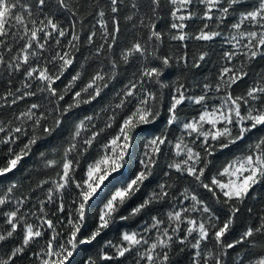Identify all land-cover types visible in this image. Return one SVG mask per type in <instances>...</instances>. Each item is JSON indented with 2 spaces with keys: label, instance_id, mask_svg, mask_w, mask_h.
<instances>
[{
  "label": "snow or ice",
  "instance_id": "snow-or-ice-1",
  "mask_svg": "<svg viewBox=\"0 0 264 264\" xmlns=\"http://www.w3.org/2000/svg\"><path fill=\"white\" fill-rule=\"evenodd\" d=\"M89 7L78 31L69 0H0V109H16L0 119V180L51 148L28 194L0 188V264H230L238 247V264H264V206H247L264 188V0Z\"/></svg>",
  "mask_w": 264,
  "mask_h": 264
},
{
  "label": "trees",
  "instance_id": "trees-1",
  "mask_svg": "<svg viewBox=\"0 0 264 264\" xmlns=\"http://www.w3.org/2000/svg\"><path fill=\"white\" fill-rule=\"evenodd\" d=\"M69 2L70 4H78L80 6L79 16L77 17L78 22L76 24L77 30L78 31L80 30L79 21L84 20L85 27L83 31H87L88 27L90 26V22H91V16L89 15V13L93 11V9L89 7V5L95 4L97 0H69ZM248 2H250V0H248ZM166 20H167V17L162 12L159 18L161 27H164V22ZM71 21H72L71 14L64 13L63 16L60 18L59 22L62 23L65 27H68ZM121 23H122V27L124 28V32L121 35L120 39L123 42L125 38L129 36L128 29L130 26L125 25L123 22V19L121 20ZM161 47L164 49V51H169L167 43L161 45ZM195 50H196V46L190 43L189 49H188L189 53L191 54ZM85 55H87L86 52H85ZM80 59H81V62H83V56H81ZM215 65H216V60H215V57L213 56L210 58V62L207 63L205 67L201 70L203 72V76L199 77V79H203L204 77L211 78L214 74L213 69L215 68ZM77 67L79 66L77 65ZM181 67H182L181 65L174 64L173 67L168 70L172 72V77L170 80L166 81L167 83H171L173 80L176 79L177 76H181V71H180ZM261 70H264V60L258 61L256 68L254 69V71H257V72ZM182 75L187 77L190 75V72L184 71ZM68 78H70V74L68 75ZM7 79L8 77L5 74L0 73V94H2L8 87ZM14 82L18 84V81H15V79H14ZM189 83H191V81H189ZM243 87H244V84H241L240 88H243ZM237 91H239V89H237ZM19 107L23 108L24 105L21 103ZM15 110H16L15 106L13 107V109H8V108L0 109V119H7L13 114ZM45 150L50 151L51 148L49 147L46 149L44 147H40L38 150H36L35 155H32L29 158H26V160L22 162V166L20 167V169L16 171L14 175H11L10 179L0 180V188H6L10 185L11 182H16L18 185H22V188L20 189V191H22L24 194H28L30 192V188L28 187L29 185H31L34 188L35 184L39 180L46 178L44 173L47 170L43 169L40 163V159H39V151H45ZM233 151H235V149H233ZM218 157L219 159H217L216 161L217 167H219L220 163H222L224 160L229 159L230 154L228 153L227 150H225V153L218 154ZM154 186H155L154 183L150 184L148 189L145 190V192L151 190V188ZM19 194L20 193L17 192V195ZM37 195H42V194L38 193ZM253 196L255 197V199H250L247 202V206H253L254 211L259 212L261 207L264 206V188L258 187L256 191L253 193ZM33 199L35 200V197ZM247 206L245 207L244 211L240 214L239 218L236 221V224L234 225L233 236L238 235L240 231H243L244 225L252 223L254 219V217H250L248 215ZM216 207L217 209L220 208V206H216ZM221 218H223L222 213H221ZM128 223H132V221H129ZM91 226H92V218L90 216L89 221H88V227L90 228ZM115 235L116 234H113L110 232L108 236L105 238L111 239V238H114ZM11 246H12L11 243L5 244L4 249L10 248ZM34 247H38V245ZM248 250L249 249L247 247H244V248L238 247L235 251H231L229 256L225 257V259L230 261V264H238L239 259L243 257L245 252H247ZM0 251H3V249H0ZM30 255L31 253H29L23 259H18L16 261V264H29ZM174 259L178 260L179 264H186V258L182 254H177L174 257Z\"/></svg>",
  "mask_w": 264,
  "mask_h": 264
}]
</instances>
